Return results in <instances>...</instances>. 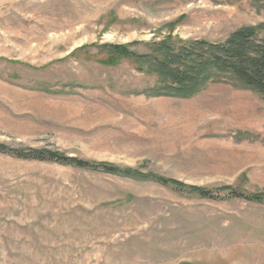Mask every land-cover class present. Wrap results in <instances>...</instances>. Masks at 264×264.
<instances>
[{"label": "rangeland", "instance_id": "obj_1", "mask_svg": "<svg viewBox=\"0 0 264 264\" xmlns=\"http://www.w3.org/2000/svg\"><path fill=\"white\" fill-rule=\"evenodd\" d=\"M264 0H0V142L137 168L129 177L0 151V264H264V96L230 81L152 96L122 57L225 42ZM173 178L203 197L151 179Z\"/></svg>", "mask_w": 264, "mask_h": 264}, {"label": "trees", "instance_id": "obj_2", "mask_svg": "<svg viewBox=\"0 0 264 264\" xmlns=\"http://www.w3.org/2000/svg\"><path fill=\"white\" fill-rule=\"evenodd\" d=\"M257 28L248 26L235 31L225 42L207 40L164 39L149 45V53L139 55L128 44H110L107 62L126 57L140 62L157 74V81L149 89L152 96L191 98L209 83L230 81L242 88L251 89L264 96V39L256 43L254 49L251 39ZM0 151L22 159H37L73 165L79 168L98 170L129 177H149L137 168L121 167L110 162L94 161L67 156L59 151L44 148H15L0 142ZM163 184L186 189L203 197L211 192L202 186L188 185L182 181L153 174ZM229 196H243L248 199L264 201V195H246L232 187Z\"/></svg>", "mask_w": 264, "mask_h": 264}]
</instances>
